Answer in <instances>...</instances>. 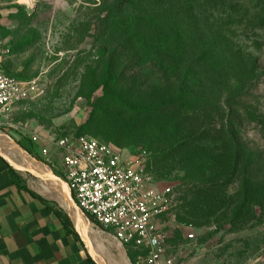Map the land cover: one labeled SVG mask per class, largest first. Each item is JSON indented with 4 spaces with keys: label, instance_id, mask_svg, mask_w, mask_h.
<instances>
[{
    "label": "rangeland",
    "instance_id": "1",
    "mask_svg": "<svg viewBox=\"0 0 264 264\" xmlns=\"http://www.w3.org/2000/svg\"><path fill=\"white\" fill-rule=\"evenodd\" d=\"M0 48L32 87L4 129L25 153L56 174L50 141L110 143L171 189L169 264H264V0H0Z\"/></svg>",
    "mask_w": 264,
    "mask_h": 264
},
{
    "label": "built area",
    "instance_id": "2",
    "mask_svg": "<svg viewBox=\"0 0 264 264\" xmlns=\"http://www.w3.org/2000/svg\"><path fill=\"white\" fill-rule=\"evenodd\" d=\"M31 88L30 83L5 72L0 48V132L8 124L10 110L31 97ZM31 139L38 143L40 137ZM50 145L62 158V168L56 169L76 207L91 216L87 218L94 227L124 247L139 248L138 257L145 264L170 263L164 256L165 235L159 223L171 203L170 188L159 187L145 166L110 143L79 136L62 137ZM50 149L44 148L46 157ZM188 238L195 239V233Z\"/></svg>",
    "mask_w": 264,
    "mask_h": 264
},
{
    "label": "crops",
    "instance_id": "3",
    "mask_svg": "<svg viewBox=\"0 0 264 264\" xmlns=\"http://www.w3.org/2000/svg\"><path fill=\"white\" fill-rule=\"evenodd\" d=\"M29 174L0 153V264H98L72 213L34 190Z\"/></svg>",
    "mask_w": 264,
    "mask_h": 264
},
{
    "label": "bare ground",
    "instance_id": "4",
    "mask_svg": "<svg viewBox=\"0 0 264 264\" xmlns=\"http://www.w3.org/2000/svg\"><path fill=\"white\" fill-rule=\"evenodd\" d=\"M0 153L8 159L16 168L25 172H32L39 176H30L36 180L34 190L40 194L58 202L62 207L69 210L78 225L81 234L87 238V243L92 255L100 264H130L125 254L124 246L115 240L111 243L105 232L96 229L88 218L69 200V191L64 183L53 176L50 167L38 160H34L7 135L0 133ZM40 164H38V162ZM18 165L19 167H17ZM35 182V181H34Z\"/></svg>",
    "mask_w": 264,
    "mask_h": 264
},
{
    "label": "trees",
    "instance_id": "5",
    "mask_svg": "<svg viewBox=\"0 0 264 264\" xmlns=\"http://www.w3.org/2000/svg\"><path fill=\"white\" fill-rule=\"evenodd\" d=\"M183 148H184V146L183 147H180L179 150L180 149H183ZM233 148L235 150V152H234V157H235L234 167H235L237 165V163H238V159H240V155L242 154V151L244 150V146H242L241 144H239V142L235 138V136H233ZM189 151H190V148H186L185 150L182 151V154L183 155L182 154L181 155L182 156H188V152ZM248 166H249V164H248ZM192 170H193V168H192ZM58 175L61 176L60 174H58ZM249 176H251V174ZM206 191H208V189L205 190V189L198 188L197 192H195V193L197 194V197H198V195H199V197H203V195L204 196H207ZM187 214L189 216H191V217H196L197 212L195 210H192V208H191V210H188L187 211ZM86 215H87L88 218L92 219L90 215H88V214H86Z\"/></svg>",
    "mask_w": 264,
    "mask_h": 264
},
{
    "label": "water",
    "instance_id": "6",
    "mask_svg": "<svg viewBox=\"0 0 264 264\" xmlns=\"http://www.w3.org/2000/svg\"><path fill=\"white\" fill-rule=\"evenodd\" d=\"M1 134H3V135H7L5 132H0ZM8 136V135H7ZM19 146V145H18ZM20 147V146H19ZM21 148V147H20ZM22 149V148H21ZM23 150V149H22ZM24 151V150H23ZM27 153V152H26ZM28 154V153H27ZM29 155V154H28ZM10 163V162H9ZM43 163V162H42ZM11 164V163H10ZM45 164V163H44ZM15 169H16V167L13 165V164H11ZM53 172V171H52ZM53 176L56 178V179H58L60 182H62V183H64V185L68 188V185H67V183L64 181V180H62L61 178H59L55 173H53ZM68 193H69V200L75 205V203H74V201H73V199H72V196H71V192H70V190H69V188H68ZM76 206V205H75ZM68 212V211H67ZM68 214L70 215V217L72 218V220H73V222L75 223V221H74V219H73V217H72V215L68 212ZM75 226H76V228L77 229H79L78 228V226L76 225V223H75ZM96 259V258H95ZM98 264H100L99 262H98Z\"/></svg>",
    "mask_w": 264,
    "mask_h": 264
}]
</instances>
